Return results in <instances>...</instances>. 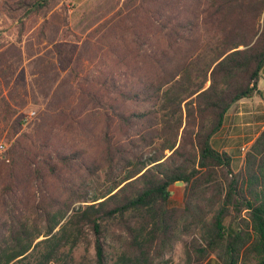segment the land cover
Segmentation results:
<instances>
[{
  "label": "trees",
  "instance_id": "1",
  "mask_svg": "<svg viewBox=\"0 0 264 264\" xmlns=\"http://www.w3.org/2000/svg\"><path fill=\"white\" fill-rule=\"evenodd\" d=\"M130 7L100 33L96 75L78 76L84 59L67 64L71 97L49 103L0 161V264H69L79 244L93 245L92 264H167L193 233L184 264H264V128L239 168L240 150L220 138L231 108L262 96L264 0ZM176 182L182 207L170 204Z\"/></svg>",
  "mask_w": 264,
  "mask_h": 264
},
{
  "label": "rangeland",
  "instance_id": "2",
  "mask_svg": "<svg viewBox=\"0 0 264 264\" xmlns=\"http://www.w3.org/2000/svg\"><path fill=\"white\" fill-rule=\"evenodd\" d=\"M20 1L0 0V98L15 111L9 121H4L0 103V145H3L0 161L5 164L6 153L13 140L23 132H29L38 122V115H47L51 111L49 103L55 105L71 97L73 87L69 82L74 81V76L67 64L72 69L79 59H84L81 64L86 70L78 76L88 72L87 80L94 77L96 73L91 64L100 33L133 11L130 7L132 0H54L49 10L26 16L18 9ZM257 87L262 88L263 96H253L251 100L244 99L235 104L229 111L232 114L231 123L223 131L225 150H240L238 168L259 131L264 128V122L259 120L260 116H264V73ZM29 112L35 115L25 123L23 117ZM247 119H252L255 124L249 127L241 125ZM185 188L184 183L170 186L172 206L182 207ZM91 191L95 192L96 188L91 186ZM197 236L195 233L183 235L173 250L165 255L167 264H184V246ZM110 247L118 249L115 243H111ZM86 249L79 244L70 254L72 262L69 258H64L63 262L92 264L93 245ZM108 252L113 254L112 249Z\"/></svg>",
  "mask_w": 264,
  "mask_h": 264
},
{
  "label": "crops",
  "instance_id": "3",
  "mask_svg": "<svg viewBox=\"0 0 264 264\" xmlns=\"http://www.w3.org/2000/svg\"><path fill=\"white\" fill-rule=\"evenodd\" d=\"M259 87V86H258ZM257 87V88H258ZM260 89V91L262 90V88H258V90ZM262 96H263V94H262ZM253 98V97H252ZM262 98V97H261ZM260 98V99H261ZM247 100V99H246ZM249 100H251V98H249ZM230 115H232V114H229V116H228V122H227V125L225 126V128L228 126V125H230V123H231V120H232V118H231V116ZM233 115H237V114H235V113H233ZM253 124H255V122L252 120V119H247L245 122H243L241 125H244V126H246V127H249L250 125H253ZM237 126H239L238 124H237ZM220 138L226 143V138L224 137V134L222 135V136H220ZM225 147H227V146H225ZM225 147H224V149H225Z\"/></svg>",
  "mask_w": 264,
  "mask_h": 264
},
{
  "label": "built area",
  "instance_id": "4",
  "mask_svg": "<svg viewBox=\"0 0 264 264\" xmlns=\"http://www.w3.org/2000/svg\"><path fill=\"white\" fill-rule=\"evenodd\" d=\"M34 115H35L34 112H29L27 115H25V117H23V121L27 123L33 118ZM0 149H3V145H0Z\"/></svg>",
  "mask_w": 264,
  "mask_h": 264
},
{
  "label": "water",
  "instance_id": "5",
  "mask_svg": "<svg viewBox=\"0 0 264 264\" xmlns=\"http://www.w3.org/2000/svg\"><path fill=\"white\" fill-rule=\"evenodd\" d=\"M175 184L182 185V184H183V182H176Z\"/></svg>",
  "mask_w": 264,
  "mask_h": 264
}]
</instances>
